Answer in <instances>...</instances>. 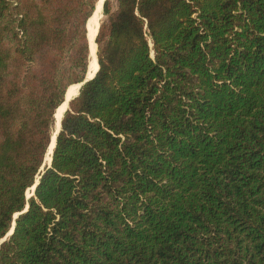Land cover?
<instances>
[{
	"label": "trees",
	"instance_id": "1",
	"mask_svg": "<svg viewBox=\"0 0 264 264\" xmlns=\"http://www.w3.org/2000/svg\"><path fill=\"white\" fill-rule=\"evenodd\" d=\"M96 1L0 0V264H264V0H104L40 169Z\"/></svg>",
	"mask_w": 264,
	"mask_h": 264
},
{
	"label": "water",
	"instance_id": "2",
	"mask_svg": "<svg viewBox=\"0 0 264 264\" xmlns=\"http://www.w3.org/2000/svg\"><path fill=\"white\" fill-rule=\"evenodd\" d=\"M103 1H104V0H103ZM103 1H102V4H103ZM95 6H96V3H95ZM101 8H102V5H101ZM94 9H95V7H94ZM93 11H94V10H93ZM87 22H88V20H87ZM86 25H87V23H86ZM98 25H99V21H98ZM97 28H98V27H97ZM96 32H97V29H96V31H95V34H94V35L92 36V38H91V37H90V34L88 33V25H87V36H88V42H89L88 65H87V71H86L85 77H84L81 81L76 82V83H78V90H79L80 86H81L86 80H88L89 78H91V77L94 76V74H95V72H96V70H97V68H98V60H97V52H96V50H97V44H96V41H95ZM92 42H93L94 45H95V49H94L93 53H94V56H95V60H96V63H97V67H96V69L92 72V74H91L90 76H88V70H89V68H90L91 61H92V58H93V53H92V48H91V46H92ZM69 85H70V84H69ZM69 85L67 86V88H66V90H65V92H64V98H63V100H62V102H61V103L65 102V104H66L65 108L63 109V112L69 107V101H70V99L78 93V90H77L76 93H74V94H69V95H68V87H69ZM61 103H60V104H61ZM60 104H59V105H60ZM59 105L56 107L55 112H56L57 108L59 107ZM63 112H62L61 116L63 115ZM54 116H55L54 130H53V132H52V135H51V138H50V142H49L48 147H47V151H48L49 146H50V143L52 142V139H53V145H52V147H51V149H50V154H49V157H50V158H49L48 160L46 159V158L48 157V156H47V152H46V155H45V157H44V162L42 163L40 169H42L43 166H44L45 164H47V166H49V165L51 164V154H52V151H53V146H54V144H55L56 134H57V132L59 131V129H60V127H61V117L58 119V123H57L55 113H54ZM46 160H47V161H46ZM37 180H38V179L36 178L34 184H33L32 186H30V187L26 190V194H27V195L33 193V190H34V187H35V184H36ZM27 205H28V203L25 205V207H24V209H23L22 211H24V210L27 208ZM19 212H21V211L15 212V213L13 214V221H12L11 227H10V229L7 231V233H6L3 237L0 238V241L3 240V239H5V238H6V237L12 232V230H13V226H14V222H15V217L17 216V214H18Z\"/></svg>",
	"mask_w": 264,
	"mask_h": 264
},
{
	"label": "bare ground",
	"instance_id": "3",
	"mask_svg": "<svg viewBox=\"0 0 264 264\" xmlns=\"http://www.w3.org/2000/svg\"><path fill=\"white\" fill-rule=\"evenodd\" d=\"M100 10V8H99V6H98V9H97V12ZM96 13V11L94 12V14ZM94 14H93V16L89 19V21H88V23H87V25H88V33L90 34V37L92 38V36L95 34V31H96V29H95V27H96V25H94L93 24V18H94ZM98 27V26H97ZM91 48H92V53H93V51H94V49H95V45H94V43L92 42V46H91ZM96 67H97V63H96V60H95V56H94V53H93V58H92V61H91V65H90V68H89V70H88V76H90L91 74H92V72L96 69ZM77 90H78V83H76L75 85H72V87H68V95L69 94H74V93H76L77 92ZM65 106H66V104H65V102H63V103H61L60 105H59V107L57 108V110H56V112H55V115H56V121H57V123H58V119L61 117V114H62V112H63V109L65 108ZM52 145H53V139H52V142L50 143V146H49V149H48V151H47V160L50 158L49 157V154H50V149H51V147H52Z\"/></svg>",
	"mask_w": 264,
	"mask_h": 264
},
{
	"label": "rangeland",
	"instance_id": "4",
	"mask_svg": "<svg viewBox=\"0 0 264 264\" xmlns=\"http://www.w3.org/2000/svg\"><path fill=\"white\" fill-rule=\"evenodd\" d=\"M102 1H103V0H97V1H96V6H95V7H96V8H95L96 13L94 14V18H93V20H94V21H93V24L96 25L95 29H96L97 26H98V21H100V19L104 17V15H103V13H102V8H101ZM110 1H111L112 5L115 6V4H116V0H110ZM98 6H99L100 10L97 12ZM95 11H94V12H95ZM46 159H47V158H46ZM46 161H47V160H46Z\"/></svg>",
	"mask_w": 264,
	"mask_h": 264
}]
</instances>
